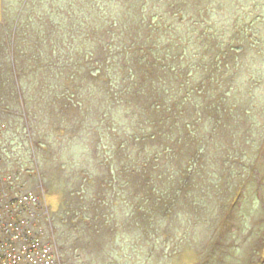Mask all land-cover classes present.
Masks as SVG:
<instances>
[{
  "label": "rangeland",
  "instance_id": "1",
  "mask_svg": "<svg viewBox=\"0 0 264 264\" xmlns=\"http://www.w3.org/2000/svg\"><path fill=\"white\" fill-rule=\"evenodd\" d=\"M24 1L0 0V192L13 196L27 189L38 195L34 231L55 244L60 264H264V0H150L151 8L171 10L166 14L168 18L179 8L186 12V4L194 21L211 23V15L234 24L240 31L227 30L221 36L224 39H219L226 46L232 45L231 50L211 49L209 54H213L206 60L216 56L218 66L230 59L239 60L235 69L247 71L242 75L235 73L237 79L229 81L236 92V101L231 104L239 102L240 111L228 114L225 127L218 126L211 132L219 137L216 148L205 153L200 166L185 161L179 168L182 172L198 169L194 176L185 178L179 174L177 179L165 181V168L171 172L176 169L168 152L176 149L169 143L143 140L138 146L133 145L130 152L134 157L124 161L133 167L138 161L146 166L134 177L125 176L129 177V187L152 199L143 211L154 214L152 226L144 222V217H119L125 226L115 223L112 217L110 204L114 206L113 201H119L114 192L121 182L117 181L119 176H112L118 160L110 152V145L117 139L110 132V94L116 95L119 85L113 87L110 82L116 77L110 73V52L98 54L91 33L93 18L88 12L81 16L79 11L83 38H87L79 36L77 41L87 46V57L78 69L67 65L68 60L71 63L75 58L73 49L71 60L61 53L58 63L34 66L28 59L30 49L26 42L37 39L36 29L34 33L23 30L19 34L26 48L24 60H14V53L4 45ZM62 1L53 0L58 3L53 5L58 12L64 8ZM80 1L85 9L89 3L101 11L97 13L103 18L97 15V23L110 24L112 7L107 1L97 0L99 5L96 0ZM31 3L35 9L38 0ZM207 7L210 11H204ZM23 8L21 23L33 17L26 16L28 4ZM123 12L129 13L127 8ZM55 18V23L64 28L67 17L56 13ZM161 19L153 18L155 23ZM210 44L208 38L205 46ZM58 55L55 53V57ZM119 78L118 75L119 84L131 80ZM227 95H231L230 90ZM24 119L30 123H24ZM140 121L143 120L138 110L123 113L120 123L130 124L124 137L133 138ZM122 130H118L119 140ZM124 145H128L126 141ZM150 156L155 158L154 166L148 163ZM164 156L173 167L159 165ZM142 173L149 175L147 188L139 180ZM150 186L155 194H148ZM141 196L133 199L139 201ZM170 198L174 212L170 205L166 212L171 215H161L159 208L151 211L153 199L158 202ZM2 201L0 196V204ZM130 201L126 199L127 203ZM23 215L21 207L18 211L0 207V219L6 222ZM5 236L0 232L1 240L5 241ZM17 242L11 244L15 251L21 245L20 240Z\"/></svg>",
  "mask_w": 264,
  "mask_h": 264
},
{
  "label": "trees",
  "instance_id": "2",
  "mask_svg": "<svg viewBox=\"0 0 264 264\" xmlns=\"http://www.w3.org/2000/svg\"><path fill=\"white\" fill-rule=\"evenodd\" d=\"M105 1L110 4V8L112 7L110 9V24L96 22L97 15L99 19H102L103 15L97 13L100 10L96 11L95 4L89 6L87 3L85 6L88 9H85L83 1L66 0L62 1L64 8L58 12V9L53 6L58 3H54L53 0H38L35 9H33L34 3H31L33 0H25L23 6L28 4L26 16L32 15L33 17L29 21L21 23L24 10L21 6L17 19L14 20L15 27L12 29L10 39L6 40L4 45L11 53H14V60L18 57L19 60H24L26 48L24 47V39H20L19 34L23 30L34 33V29H36L38 31L37 39L35 41L29 39L26 42L30 49L28 59L32 61V64L34 66H39V64L49 66L58 63L61 53L64 54L61 56H65V59L68 57L71 60V50L73 49L72 54L75 55V58L71 63L68 60L67 65H74L73 70H76L81 60L87 57V46L77 41L79 36L83 38L85 33L83 23L81 24L79 21V11H82L81 16H86L88 12V16L93 18L94 31L91 33L94 35L93 41L97 46L98 54L101 51L103 53L110 52V73L116 75L113 77V81L110 79V82H112L113 87L119 85L117 94H110V132L117 137L113 141L114 144L110 145V152L118 160L115 170L113 169L115 174L112 176H119L117 181L121 182L114 192L119 201L117 203L113 201V204H116L114 206L110 204L112 217L114 222H118L120 226H125L123 220L131 217H144V222L148 226H152L155 222L153 220L154 214L143 212L146 211L147 204L152 202V199L148 200L146 194L144 195L143 192H138L129 187L127 184L130 181L129 177L125 176L130 174L134 177L138 170L144 171L146 163L138 161L133 167L132 164L124 160L127 157H134L130 152L134 144L138 146V143L143 140H150L154 144L159 143V140L165 141V143H169L171 148L176 149V151H168L171 162L176 169L171 172L165 168L167 171L163 177L165 181L169 178L174 180L176 177L177 179L179 174L185 178L192 174L194 176L198 169L188 170L187 168L182 172L179 168H182L185 161L192 163L195 167L197 163L200 166L205 153L211 147L216 148L219 142V137L212 136L211 132L215 131L218 126L220 128L225 127L224 118L228 114H235V112L240 111L239 102V104H231L233 100L236 101V92L232 90L229 81L232 82L238 75L247 71L235 69V64L239 63V60L230 59L227 62L230 63L228 67L227 63L218 66L216 56L206 60L207 56L213 54H209L211 49L225 50L228 47V50H231L232 45L226 46L223 41H219L220 38H223L221 36L224 35L225 31L233 30V33H236L240 30L234 24L226 23L223 18L222 20L216 19L211 15V23H203L202 20L194 21L195 19H192L193 13L185 9L186 4H183V9L186 12L180 11L179 8L173 16L168 18L166 14L170 13L171 10L167 9L166 12H160L157 7L151 8L149 4L153 1L150 0ZM94 2L99 5L97 0ZM129 2L134 4L135 11L128 5ZM48 3L50 7L47 6ZM145 3L148 9H145ZM29 6H32V9L29 10ZM126 8L128 14L123 12ZM200 11L203 12L202 9ZM204 11H210V9L207 7ZM56 13L64 14V17H67L64 28L55 23L57 21ZM154 16H161L162 19L155 23ZM233 20H237V18ZM208 38L211 44L207 47L205 42ZM231 38L233 39L234 36ZM55 53H59V55L55 57ZM9 59L13 60L12 57ZM206 65L209 66V70H207ZM118 75L120 76L118 80H124L126 77H131V80L124 83L120 81L119 84L118 81L116 82ZM15 78L18 83V77L15 76ZM228 90L231 91V95H227ZM17 98L20 100L19 93H17ZM248 102L251 103L250 100ZM137 110L141 114L142 120H147V122L140 121L139 128L134 133L133 138L124 137V133L128 130L126 127L130 124H121L120 118L123 113H136ZM26 122L30 123L24 119V123ZM145 124H151V126L145 127ZM119 129H123L122 140L118 139ZM123 141H126L128 145L122 146ZM183 149L185 150L183 151ZM164 158L165 156L158 162L159 165L173 167ZM154 161L155 158L152 159L150 156L148 163H153L154 166ZM160 175L161 172L157 175L158 180H160L158 177ZM148 176V174L142 173V177L139 178L145 183L146 188V182L150 180ZM151 186L148 187L149 191L147 190L150 195L155 194ZM184 186H186V181ZM181 190L185 192L183 187ZM139 195H142L141 199L135 201L133 198ZM178 195L181 194L178 193ZM155 197L153 195V198ZM126 199H131V201L127 203ZM169 205L172 212L171 198L161 199L158 202L153 199L151 211L159 208L161 215L168 216L171 215V213L166 212ZM161 210H165V212ZM123 216L124 219L120 222L119 217ZM59 261L61 263V260Z\"/></svg>",
  "mask_w": 264,
  "mask_h": 264
},
{
  "label": "built area",
  "instance_id": "3",
  "mask_svg": "<svg viewBox=\"0 0 264 264\" xmlns=\"http://www.w3.org/2000/svg\"><path fill=\"white\" fill-rule=\"evenodd\" d=\"M0 196L3 198L0 207L13 211L21 207L24 213L21 218L8 222L0 219V232L6 235L5 241L0 239V264H60L55 244L34 231L37 218L34 209L40 205L38 195L32 190L21 189L13 196L4 192H0ZM18 240L20 252L12 246L18 244Z\"/></svg>",
  "mask_w": 264,
  "mask_h": 264
}]
</instances>
